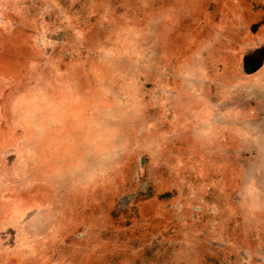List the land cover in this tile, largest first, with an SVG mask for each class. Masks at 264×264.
Returning a JSON list of instances; mask_svg holds the SVG:
<instances>
[{"label":"rangeland","instance_id":"rangeland-1","mask_svg":"<svg viewBox=\"0 0 264 264\" xmlns=\"http://www.w3.org/2000/svg\"><path fill=\"white\" fill-rule=\"evenodd\" d=\"M0 264H264V0H0Z\"/></svg>","mask_w":264,"mask_h":264},{"label":"crops","instance_id":"crops-1","mask_svg":"<svg viewBox=\"0 0 264 264\" xmlns=\"http://www.w3.org/2000/svg\"><path fill=\"white\" fill-rule=\"evenodd\" d=\"M241 44H229L228 46V54H230V52L232 54H237L238 53V46H240Z\"/></svg>","mask_w":264,"mask_h":264}]
</instances>
